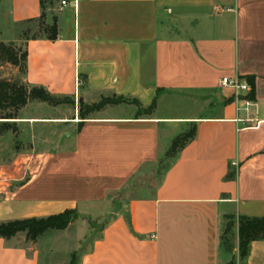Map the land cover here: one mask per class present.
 I'll list each match as a JSON object with an SVG mask.
<instances>
[{
	"label": "crops",
	"instance_id": "1",
	"mask_svg": "<svg viewBox=\"0 0 264 264\" xmlns=\"http://www.w3.org/2000/svg\"><path fill=\"white\" fill-rule=\"evenodd\" d=\"M45 11L57 38L25 41L22 82L73 105L33 101L0 119V223L67 210L77 220L34 243L23 234L0 239V264H55L61 243L59 264H264V240L241 261L237 235L239 217H264V0H53ZM42 12L40 0H0V21L11 28ZM222 78L254 81L243 114L233 91L218 86ZM113 96L144 109L155 99L156 107L136 118L133 105H108L79 119V101ZM164 99L191 110L157 116ZM192 127L194 139L153 188L130 194L78 250L93 231L71 232L78 220L103 218L111 195L165 157V133ZM225 217L233 220L231 251L221 240Z\"/></svg>",
	"mask_w": 264,
	"mask_h": 264
},
{
	"label": "trees",
	"instance_id": "2",
	"mask_svg": "<svg viewBox=\"0 0 264 264\" xmlns=\"http://www.w3.org/2000/svg\"><path fill=\"white\" fill-rule=\"evenodd\" d=\"M49 5L53 0H48ZM45 1L40 0V6L43 10L39 19L45 17ZM37 19V20H39ZM36 20H30L26 22H33ZM46 39L54 41L57 38L56 18L53 20L51 27L46 30ZM37 38H32L35 40ZM1 53L4 55V61L13 67L22 69L23 74L25 72L26 52L18 56L17 52L13 50L0 47ZM22 62V67L20 63ZM251 92L248 95L250 99L253 94L254 81L248 80ZM49 93L41 88H31L25 85L23 82L1 80L0 81V111L11 109L8 114H4L0 119H13L16 112L27 105L29 102L39 101L44 102L52 106L60 105V101H56ZM63 101H70L68 99H62ZM73 103V102H72ZM127 104L133 105L137 108L136 118L141 116H150L156 107V100L154 99L151 105L144 109L140 102L136 99H127L123 97H111L101 98L97 104L85 105L82 101H79L78 116L81 121L86 120L91 114L100 111L108 105ZM196 130L194 127L190 128L187 132L175 137L171 143V146L166 154V158H174L189 142L195 137ZM77 219V214L73 210H67L57 215H51L45 218H27L21 220H12L0 223V239L10 240L19 234L25 236V240L28 242H36V240L49 232H59L65 230L72 222ZM233 220L232 218L225 217V225L222 233L221 240L223 242L225 236L232 233ZM237 235H238V255L239 259L243 261L248 252L249 245L254 241L264 240V217L261 219H248L245 217H239L237 220ZM231 249V247H230ZM70 264H76L74 257L71 258ZM228 264H233L232 262Z\"/></svg>",
	"mask_w": 264,
	"mask_h": 264
},
{
	"label": "rangeland",
	"instance_id": "3",
	"mask_svg": "<svg viewBox=\"0 0 264 264\" xmlns=\"http://www.w3.org/2000/svg\"><path fill=\"white\" fill-rule=\"evenodd\" d=\"M44 1L46 4L45 9L49 8V4H48L49 1L48 0H44ZM51 5H53V2ZM44 14H45V17L43 19H39V20H36L33 22H23V23L15 25L13 28H11V26H9L6 21L5 22L0 21V47H4L6 49L13 50V51L17 52L18 56H20L24 51L23 46H24L25 41L30 40L32 38L46 37L47 36L46 30H47V28L52 26L53 20L55 19V16L53 13H51L49 11H45ZM9 29L11 31L10 32L11 35L7 33ZM20 65L22 67V65H23L22 62L20 63ZM22 78H23L22 69H19L17 67H13L10 64L6 63L4 61V55H3V53H1V50H0V81L1 80H5V81L6 80H11V81L15 80L18 82H22ZM56 101H60L61 102L60 105H63V107L65 109H71V105H73V103L71 101H63L62 99H57ZM190 110H191L190 103H186L184 101H174V100H168V99L165 100L164 99L158 103L157 116H175V115L176 116H179V115L183 116L184 114L188 113ZM11 111H12L11 109L0 111V117L4 114L10 113ZM35 112L37 113V111H35ZM39 112H40L39 115L46 113L45 111L43 112L42 110ZM241 114H243V111L241 112ZM170 130L171 131H167L165 133L166 139L168 138L167 140H169V137L172 136L170 139V142L168 144V148L171 145L172 140L178 135V133L176 134L174 130H172V129H170ZM164 145H165V143H161L159 145V147H160L159 149L164 147ZM170 160L171 159L166 158V155H165V157L161 160V162H159L156 165L155 170H153L149 175H147V174L137 175L135 177V179L126 188V190L123 191V193L117 194V195H111L107 199L109 201V206L104 208V209H108V213L103 218L85 219V220H82L80 222L78 220V224H76L75 226H73L71 228V232H77L78 227L79 226L83 227L84 225L93 229V231L90 232L89 237L80 240V245H79L80 247L77 246L78 250H81L83 248V246L87 245V243H89L91 240H93L97 236V234L99 232L98 231L99 227L113 216L115 209H117V207H119L121 202L126 201L129 198H131L130 196L133 195V193H135V191H137L138 189H141V190H143L144 188L152 189L154 184H155L154 181L158 180L162 171L168 166ZM77 180L75 179V181H74L75 187L79 186L77 183ZM89 190L91 192L92 187H91V189H89V187H87L84 191L88 192ZM97 208H98L97 206L96 207L94 205L90 206L89 204H87V205L82 204L81 206L79 205V207H78V209H97ZM4 209H7V208H4ZM11 209H21V208H11ZM22 209H25V208L23 207ZM92 223L95 224L96 226H93ZM234 243H235V237H234L233 232H232L231 234H228L227 236H225V238L222 242L223 248L227 251H231ZM61 244L62 245H59L58 247L60 248V250L62 249V251H61V254L57 255V259H55L56 260L55 264L63 263L62 262L64 259V253L63 252H64V248H66L67 244H65V245H64V243H61ZM230 247H231V249H230ZM77 255L78 254H76V256ZM74 258H75V260L77 259V257H74Z\"/></svg>",
	"mask_w": 264,
	"mask_h": 264
},
{
	"label": "built area",
	"instance_id": "4",
	"mask_svg": "<svg viewBox=\"0 0 264 264\" xmlns=\"http://www.w3.org/2000/svg\"><path fill=\"white\" fill-rule=\"evenodd\" d=\"M65 5V2H61V6ZM218 86L222 88H229L233 91L235 102L237 105V112H239L240 110L246 111L252 106V101L248 98V95L251 92V87L245 81L238 78H222L218 81ZM244 121L246 120H239V122ZM152 239L154 238L152 237Z\"/></svg>",
	"mask_w": 264,
	"mask_h": 264
},
{
	"label": "water",
	"instance_id": "5",
	"mask_svg": "<svg viewBox=\"0 0 264 264\" xmlns=\"http://www.w3.org/2000/svg\"><path fill=\"white\" fill-rule=\"evenodd\" d=\"M66 137H68L69 135H65ZM61 139H63V138H61Z\"/></svg>",
	"mask_w": 264,
	"mask_h": 264
}]
</instances>
